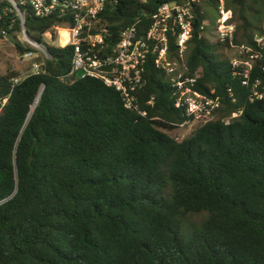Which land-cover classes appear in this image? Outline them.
Listing matches in <instances>:
<instances>
[{
    "label": "trees",
    "instance_id": "1",
    "mask_svg": "<svg viewBox=\"0 0 264 264\" xmlns=\"http://www.w3.org/2000/svg\"><path fill=\"white\" fill-rule=\"evenodd\" d=\"M183 1L108 3L107 43L136 23L146 33L162 5ZM199 1L200 11L218 8V0ZM226 8L237 43L252 45L264 32H250L253 7L226 0ZM204 19L199 13L188 67L203 69L198 89L214 88L224 108L218 120L178 142L165 131L188 119L174 107L167 73L149 66L142 93L149 117H142L101 80H67L74 47L48 45L44 34L58 22L26 12L28 37L46 45L50 59L39 75L17 84L18 73H0V102L8 98L0 105V264H264V100L250 102L251 90L221 54L225 46L202 36ZM4 32L16 40L22 26L0 0V40ZM17 47L20 54L34 51ZM171 49L176 56L174 42ZM197 215L205 219L186 232Z\"/></svg>",
    "mask_w": 264,
    "mask_h": 264
},
{
    "label": "built area",
    "instance_id": "2",
    "mask_svg": "<svg viewBox=\"0 0 264 264\" xmlns=\"http://www.w3.org/2000/svg\"><path fill=\"white\" fill-rule=\"evenodd\" d=\"M7 1L22 26V32L16 34V40L9 38L6 32L0 40L4 61L14 59L10 72L20 75L19 78L13 79L14 84L30 74L39 75L44 69L45 61L50 59L47 46L33 41L26 33V12L31 11L38 18H51L58 22L59 25L44 34V41L48 45L74 47L72 68L67 80H101L107 87L120 93L127 110L147 118L149 113L142 109V93L148 85L149 66L152 65L169 75L171 86L177 92L174 107L188 119L177 128L191 125L202 128L217 120L224 105L214 88L208 93L198 89L203 69L199 68L191 73L188 67L190 42L201 13L205 16L200 26L202 36L210 43L224 45L226 52H234L230 63L235 69V74L241 77L242 85L251 90L250 102L264 100V32L253 36L252 45L238 44V27L231 21V12L226 8V0H218L217 10L202 11L199 10V0L164 4L152 16L150 29L146 33H140L136 23L123 29L120 40L113 45L107 43L109 32L102 22V14L107 4L115 0ZM210 19L216 32V35H210L211 40L206 37ZM14 25L15 20H12L10 28ZM54 33L57 35L56 40L53 39ZM63 33L66 34L64 42L61 40ZM17 42L31 47L34 51L20 54ZM172 42L176 45V56L171 49ZM40 58L43 60L33 62L30 71L23 78L17 66ZM228 93L232 103L236 104L238 100L232 89H229ZM7 102L8 98L0 102L2 108ZM147 104L153 107L155 99L152 98ZM242 114V110L238 111L226 120V124L229 125Z\"/></svg>",
    "mask_w": 264,
    "mask_h": 264
},
{
    "label": "rangeland",
    "instance_id": "3",
    "mask_svg": "<svg viewBox=\"0 0 264 264\" xmlns=\"http://www.w3.org/2000/svg\"><path fill=\"white\" fill-rule=\"evenodd\" d=\"M246 1L249 5L253 7V10H254L251 14H249V19L253 26V29L250 32L254 33V31L256 32V31L264 29V0H246ZM212 14L215 15V12H213ZM212 26H213L212 20L210 19L207 24L208 32L206 33V37L209 40L212 39L210 36L211 34L216 35V32ZM61 40L64 42L65 37L62 36ZM221 54L226 59L228 58L231 59L234 56L233 51L226 52L222 50ZM2 56H3L2 50H0V73L4 72L5 70H7L6 72L11 71L13 67L11 60L4 61V58ZM30 67H31L30 63L29 61H27L25 62V64L23 65L21 64V66L18 65L17 69L20 70L21 76L24 78L30 71ZM218 118H219V115L217 116V120ZM196 130H198V126L191 125V126L175 128L172 131H165V132L169 136L174 138L176 141L183 142L187 140L188 138H190ZM204 219H205L204 215H197V216L189 217L185 223L186 225L185 231L190 233L191 231L194 230L195 227H198L203 222Z\"/></svg>",
    "mask_w": 264,
    "mask_h": 264
},
{
    "label": "bare ground",
    "instance_id": "4",
    "mask_svg": "<svg viewBox=\"0 0 264 264\" xmlns=\"http://www.w3.org/2000/svg\"><path fill=\"white\" fill-rule=\"evenodd\" d=\"M63 36H66V34L63 33ZM40 96H41V94H40ZM40 96L38 97V99L36 100V102H35V104H34V106H33V108H32L31 115H32V114L34 113V111H35V108H36V106H37V104H38V102H39V100H40Z\"/></svg>",
    "mask_w": 264,
    "mask_h": 264
},
{
    "label": "water",
    "instance_id": "5",
    "mask_svg": "<svg viewBox=\"0 0 264 264\" xmlns=\"http://www.w3.org/2000/svg\"><path fill=\"white\" fill-rule=\"evenodd\" d=\"M139 14L142 16V15H149V12L148 11H140ZM41 97V96H40Z\"/></svg>",
    "mask_w": 264,
    "mask_h": 264
}]
</instances>
